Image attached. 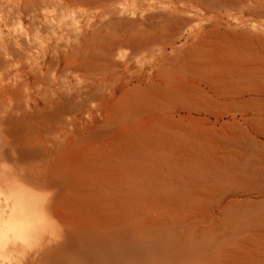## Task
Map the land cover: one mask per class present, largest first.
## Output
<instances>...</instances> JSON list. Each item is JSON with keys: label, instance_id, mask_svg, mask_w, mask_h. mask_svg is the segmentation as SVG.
I'll return each instance as SVG.
<instances>
[{"label": "rangeland", "instance_id": "374dc122", "mask_svg": "<svg viewBox=\"0 0 264 264\" xmlns=\"http://www.w3.org/2000/svg\"><path fill=\"white\" fill-rule=\"evenodd\" d=\"M31 1L40 2L0 0V38L4 45L14 41L16 32L29 27L31 14L22 4L29 6L31 4L26 3ZM44 1L33 4L41 8L46 5L47 0L43 4ZM55 1H59L58 7L49 9L47 18H52L50 10L52 15L58 12L59 19L65 20L62 21L63 31L67 28L65 22L73 28L68 27L63 33L61 25L56 29H61L62 35L55 32L56 29L54 32L51 29V34H45L50 29L40 34L43 47L50 46L51 42L64 44L59 48L57 59L31 50L40 56L41 80L28 73L27 66H21L26 60L0 57V174L6 172L12 177L14 172L16 177L13 176L23 186L41 189L47 197L59 196L61 220H70V217V221L79 226L101 224L110 232L132 238L131 248H137L134 250L136 264H264V95L251 92L250 86L254 84L251 76H246L242 85L232 82L227 87L241 96L217 105L216 111L224 109V114L221 112L216 119L211 116L208 121L187 117L177 120V116L170 117L168 103L159 95L152 91L137 92L134 84L127 85L121 79L139 71L141 66V70L154 74L169 75L175 70L177 76L193 72L191 66L182 62H179L182 68L179 63L180 67L177 64L169 66L165 60L163 65L160 57H150L147 50L141 51L137 58H128L131 48L127 42L112 48L113 53H118L112 58L117 60L118 67L110 66L107 58L91 57L99 46L98 52H101L116 37L110 21L115 23L122 17L130 21L131 15L136 19L145 14L140 12L142 9L151 12L152 8L157 11L164 7L168 12L177 10L179 14L191 16L188 27L192 28L193 36L203 40L196 48L189 40L181 46L185 39L180 37L175 44L179 45L176 52L166 40H158L154 50L164 51L171 58L185 54L203 63L216 64L220 71L233 70L238 60L249 67L253 58H264V0H246V4L242 0L243 7L241 0V7L238 0H234L237 7L233 0H122L127 9L130 7L128 13L119 12L115 0ZM59 3L64 7L60 8ZM251 4L254 7H248ZM45 11L38 9L41 15ZM102 13L107 14L102 16ZM114 16L116 20L108 19ZM96 22L100 23L96 25ZM56 37L59 40L54 41ZM108 39L110 43L106 42ZM118 61L133 64L128 63L127 72ZM12 70L15 72L11 74ZM146 82L143 79L140 85L146 87ZM74 83L77 87H73ZM64 90L67 95L74 93L76 96L72 103L60 104ZM76 90H79L77 94ZM15 96L16 99L12 98ZM7 164L10 168H5ZM39 168L45 178L47 174L51 178L50 171L44 173L46 169L54 171L51 174L52 177L56 175L55 178L43 179ZM58 174L64 176L65 183L61 179V183L50 181ZM57 190H62V194ZM130 229L134 233L127 234Z\"/></svg>", "mask_w": 264, "mask_h": 264}, {"label": "bare ground", "instance_id": "6f19581e", "mask_svg": "<svg viewBox=\"0 0 264 264\" xmlns=\"http://www.w3.org/2000/svg\"><path fill=\"white\" fill-rule=\"evenodd\" d=\"M45 1L43 2V4L45 3ZM82 1H84V0H81V2ZM86 1L90 2V0H86ZM96 1L98 2L99 0H96ZM102 1H105V0H101L99 2H102ZM106 1L110 2V0H106ZM115 1L118 4L117 10L121 13L127 12L128 9L130 8L129 7L127 9L126 5L122 3V0H115ZM243 1H245L244 4L247 3L246 0H243ZM24 2H23V4H25ZM37 2H35V4H37ZM40 2H42V0H40ZM40 2H38V3H40ZM58 2L59 1H55V0H47L45 3L46 5L45 6L43 5V7H41V8H39L37 5H34L32 3V1L30 3H26V4H31L29 6L23 7V4H22V8L26 7L25 9H26V11L29 12L28 14L29 15L31 14V17L29 16L30 19H28L29 17L27 16L28 17L27 19L30 21L29 27L23 31L16 32V34H14V41L9 42L8 45H4L3 41L0 38V57H1V55H3V56H7L9 58H14V60L20 61V62L22 60H26L27 63L25 64V62H24L21 66L22 67L27 66L30 69L28 73H31V75L36 79L42 77L41 76L42 75L41 70L38 66L40 56H38L37 54L39 52H41V53H43L44 56H46V55H49V57L54 56L57 59L59 48L64 45V44H61V42L60 43L55 42L54 44H52V42H51V44H49L50 46L43 47L44 42H43L42 37H41V35L43 33H45L46 31H48V29H50L49 30L50 32L49 31L46 32L45 33L46 35L48 33L51 34V29L53 31L56 28L61 27L62 24L65 25L62 22L65 20L64 19L60 20L61 18L59 16L58 12H56L54 15H52L51 14L52 10H50L51 15L49 14V16H52V18L51 17H50L51 19L47 18L49 9H52L54 7H58L57 6ZM140 2H142V1H140ZM183 2H184V0H183ZM241 2H242V0H241ZM60 3H59V7H60ZM157 3H159V2H156V4ZM228 3H231V2H228ZM232 3L235 4L236 2L233 0ZM237 3L241 7L239 0L237 1ZM237 3L235 4L236 7L238 5ZM156 4H154L155 7H157ZM162 4H163V2H162ZM242 4H243V2H242ZM244 4L242 5V7L244 6ZM248 4H250V3H248ZM256 4H259V2ZM261 4H263V3H261ZM62 6L60 8H62ZM114 6H115V4H114ZM114 6H112V7H114ZM162 6H164V5H162ZM184 6H185V4H184ZM245 6L247 7V5H245ZM251 6H253V4H251L250 6L248 5V7H251ZM167 7H168V5H166L165 9H167ZM182 7L183 6H180L179 9L180 8L182 9ZM263 7H264V4H263ZM149 8L150 7H148V9ZM163 8L164 7L160 8L161 10H157V11H154V8H152L153 11L149 10L151 12H148L145 9L141 8L142 10H140V12L141 13L145 12V14H142L141 16L139 15L140 17H138L137 15L140 13L137 12L138 14L136 13V16L138 18L136 17V19H133L134 15H131L130 21H127V19L125 21V19L123 17L120 19L118 17L119 20L116 21L115 23H112L110 21V25H112L111 27H113L114 28L113 30L117 32L116 37L111 41V43L108 39L106 42H109L110 44L107 43L108 45H106V47H103L104 49L101 52H98L100 50V46H99L98 50L96 51V53H94L95 51L94 52L92 51L94 54L91 55V57L94 58L96 56L95 58H97V57L107 58V61L109 62L110 66H112L113 68L118 67L117 62H116L117 60L114 61L112 59V58H116L118 55L117 56L114 55L116 52L113 53L112 48H113V46L115 47V46L120 45V44L123 45L127 42L128 45L130 46L129 48H131L130 56L128 58H137L140 55L141 51L147 50L150 53V57H155V56L157 57L158 56L161 58L160 59L161 61H159V62H163L165 60L168 63V65L170 64L169 66L177 64L176 66L180 67L178 65L179 64L181 65V63H179V62H182V64L185 66H191L193 69V72H191V73L187 72V74L185 72V75L181 73L182 75H180V76L176 75L175 70H173L175 72H173V71L169 72V75L167 72H164L167 74H163V72L158 73V74H154V72H150L149 70H141L142 69V66H141L139 71L138 70L133 71V72H131V75L124 77L125 79H121V81L126 82L127 85L134 84L133 89L137 90V92H142V91L143 92H147V91L151 92L152 91V92H154V94L156 93L157 95H159V97L163 98L168 103V108H169L168 113L170 114V117L176 118V116H177V118H176L177 120H181V119L187 117V118H191V119L196 118V120L200 119V120L208 121L209 117H211V116L215 117V119H216L221 112L224 114V109L220 112L218 110L219 109L218 108L217 109L218 111H216V106L221 104L223 100L234 101L241 96L240 94L231 92L230 90H228L227 87H229L232 82L233 83L235 82V83L241 84V85L244 84V80H246V76H248V77L251 76L250 78H252L254 80L253 81L254 84H252L250 86L251 92L254 95H264V58H253V60H251L249 67H245V65L243 64V61L238 60L237 61L238 64L234 65V69L227 72V71L218 70L216 68V64H210V63H205V62L203 63L201 60H195V58L185 56V54H184L185 57L184 56L179 57L178 55H175L173 58H171V56L170 57L167 56L166 53H164V51L162 52L161 50H158V51L154 50L155 49L154 46L158 40H166L168 42V44L172 47L173 51H175V52L177 49H179L178 48L179 45L175 46V44L178 40L181 39L180 37H184L183 39H185V40H183L184 41L183 43L181 42V46H182V44L183 45L188 44V40H189L191 42L190 44L196 48L201 43V41L203 40V38L193 36L194 33L193 34L191 33L192 28H190V26L188 27L189 20L192 19L191 16H189L191 18L188 19L189 17L185 16L184 14L177 13L176 12L177 10H175L174 12H168V11L164 10ZM38 9H43L46 11L43 12V14L41 15V14H39ZM131 9H132V7H131ZM175 9H176V7H175ZM183 9L185 11L189 12L185 8H183ZM258 9H259V7H258ZM56 10H57V8H56ZM115 11H116V9H115ZM137 11H139V9ZM179 11H183V10H179ZM107 12H109V10ZM130 12H132V11H130ZM133 12L135 13L136 11H133ZM103 14H107V13H102V16H103ZM195 14L193 13V15H195ZM115 16H117V15H115ZM115 16L108 18V19L111 20L113 18L112 21H114L117 18V17L115 18ZM121 16H122V14H121ZM132 16H133V18H132ZM61 17H62V15H61ZM128 18H130V17H128ZM103 21H105L107 23V20H103ZM65 23H66L67 28L68 27L73 28V26H69V25H71L69 22H65ZM97 23H100V22H96V25H97ZM101 23H103V22H101ZM63 25L61 28L62 31H63ZM88 26H90V25H88ZM99 26H101V25L99 24ZM90 27H93V26H90ZM65 28L66 27L64 26V29ZM42 31H43V33H42ZM59 31L57 30L55 32L62 35ZM64 31H63V33H66ZM67 31H68V29H67ZM110 31H112V30L109 28V32ZM71 32H73V31H71ZM110 34H112V33L110 32ZM53 35H56V33ZM60 35H58L59 39H61ZM58 37H56L57 39H53V40L54 41L59 40ZM99 37L97 36V39H99ZM103 38H104V36H103ZM105 38H107V37H105ZM75 39H77V38H75ZM88 39H91V37ZM95 39L96 38H94V40ZM110 40H111V38H110ZM61 41L63 42L64 40L62 39ZM88 41H90V40H88ZM95 41H97V40H95ZM77 42H79V41H77ZM90 43L93 44L92 42H90ZM66 44H69V43H65V45ZM90 46H92V45H90ZM103 46H105V43ZM194 47H192V48H194ZM88 48H90V47H88ZM115 48H117V47H115ZM187 48H189V47H187ZM192 48L190 50H192ZM31 50H33V51L39 50V51L37 54H35V53H32ZM93 50H95V49H93ZM190 50H189V52H190ZM73 52H74V50H73ZM73 52H71V53L73 54ZM182 52H184V51L182 50ZM74 54H76V53H74ZM116 54H118V53H116ZM166 56L169 58H166ZM68 58H72V55L71 56L68 55ZM81 58L83 59V57H81ZM87 58H90V54H88ZM4 59L7 63H10L8 61V58H4ZM66 60H68V59H66ZM165 61H164L163 65H165V63H166ZM82 62H83V60H82ZM118 62H119V65L121 63V66L127 68V72L129 71L128 63H131V62H121V61H118ZM88 64H90V63H88ZM105 64H107V63H105ZM131 64H133V63H131ZM163 65H161V66H163ZM6 66H7V64H6ZM154 66L157 67L158 65L156 64ZM95 67H96V65H95ZM82 68H83V66H82ZM131 68H132V66H131ZM169 68L173 69L174 67H169ZM180 68H182V65ZM246 68H247V72H246ZM1 69H3V68H1ZM79 69L80 68H78V70ZM100 69H102V68H100ZM164 69H162V70H164ZM84 70H87V69H84ZM88 70H90V69H88ZM150 70H153V67H151ZM159 70H157V71H159ZM17 71L18 72L13 71V72H11V74L14 72L18 74L20 72V69ZM47 71H48V69H47ZM100 71L101 70H99V72ZM86 73L88 74L90 72L86 71ZM171 73H174V75H176V76L170 75ZM120 75H122V74H120ZM5 76H7V75H5ZM47 79H48V77H47ZM143 79H145L147 81L146 83L148 85L146 87L141 86ZM40 80H41V78H40ZM34 82H35V80H34ZM13 83L16 84V80ZM15 84H14V87L16 86ZM39 84H41V83H39ZM53 84H54V82H53ZM60 84H61V82H60ZM123 84L124 83H122L120 85H123ZM202 84H203V87H201ZM73 85H74L73 87H75L76 83H74ZM6 86H8V85H6ZM2 87H3V85H2ZM59 87H60V85H59ZM88 90H90V89H88ZM95 90L97 91V88ZM2 91H3V89H2ZM64 91H62V93ZM77 91H79V90H76V92H75L76 94H77ZM92 91H93V89H92ZM8 93H10V92L8 91ZM15 93H16V91H15ZM238 93H239V91H238ZM1 94H0V96H1ZM72 94L74 95V93H72ZM72 94L67 95L66 91H65V93H63V96L60 99L61 100L60 104L62 102H63V104L64 103L65 104L72 103L76 97L75 95L73 96ZM80 96L82 97V94ZM12 98L16 99V96L12 97ZM78 98H80V97H78ZM242 98H245V97H242ZM239 100H241V99H239ZM251 100H249V101H251ZM259 100H261V99H259ZM1 103H2V101H1ZM4 103L5 102L3 101V104ZM45 103H46L45 107H47V102H44V104ZM4 105H2V106L4 107ZM64 107H65V105H64ZM69 107L70 106L68 105L66 109H68ZM0 108L2 109V107H0ZM227 108H229V107H227ZM232 110L234 111V109H232ZM60 111H61V109H60ZM228 111H229V109H228ZM240 111H242V110H240ZM256 111H258V109ZM181 112H183V115L180 114ZM184 113H185V115H184ZM2 114H3V111H2ZM57 114H58V112H57ZM194 114H197V117H195ZM225 114H226V112H225ZM229 114L231 115V113H229ZM60 115L61 114H59L57 116H60ZM252 119H253V117H252ZM249 120H251V119H249ZM211 121H213V120H211ZM204 124H206V123H204ZM207 124H208V122H207ZM237 147H238V145H237ZM254 149H255V151H257V147ZM245 151H246V149H245ZM3 166H4V163H3ZM7 166H8V164L5 165V168ZM34 170H36V168ZM56 170L58 171V169H56ZM49 171L52 174H54V171L47 170V169H46V172L44 171V173L47 174ZM8 172H12V171H8ZM39 172H40V168H39ZM12 173L16 177L14 172H12ZM20 173H21V171H20ZM40 173L38 175L40 177H42L41 175H43V179L50 178L49 174H47L46 178H45V176H44L45 174L41 173V175H40ZM51 173H50L51 178H55L56 175H54L52 177ZM55 173H57V172H55ZM16 174H17V172H16ZM13 175H12V177H14ZM18 175H17V177H18ZM58 175H57L56 179L59 178ZM12 177L10 176V174H7L6 172L3 174H0V264H136V258L135 257L137 255H135L136 253H134V250L137 248H134V247H136V245H134V244H133L134 249L131 248L132 243H130V241L132 238H129L130 239L129 240L128 238L124 237L125 235L124 234L122 235V233L110 232V231L106 230L104 228V226L101 224H97V223H93V224L88 223L87 224V223H85L82 225L80 224V226H79L78 224H75V221H72L73 222L72 223L70 221L71 220L70 217H69L70 220H68L66 218L64 220H61L62 215H61L60 209H59V206H61L60 205L61 200H59L60 199L59 196L57 197L54 194V195H52L53 197H51V196L47 197L45 195L46 193L43 194L41 189L27 188L26 184H25V186H26L25 187L17 179H15V177L14 178H12ZM63 177L60 176V178L57 179L56 182H55L56 179L50 180L51 179L50 178L49 180L54 181L53 183H57V182L61 183V181H63L65 183V181H64L65 179L64 180L62 179ZM20 179L22 180V177H20ZM60 179H61V181H60ZM63 182H62V184H63ZM66 182H67V180H66ZM24 183H25V181H24ZM55 185L57 186V184H55ZM58 185H60V184H58ZM62 186H64V184ZM57 188H59V186ZM68 188H71V187H67V189ZM68 190H70V189H68ZM72 190H74V189H72ZM57 191H59V190H57ZM64 191H65V189H64ZM61 192H62V190H61ZM74 192H72V193H74ZM54 196H56V197H54ZM63 200H65V199H63ZM132 207H133V205H132ZM66 211H67V209H66ZM70 213L71 212H69V214ZM131 222L134 223V221H131ZM83 223H84V221H83ZM130 230L131 231L130 232L128 231L127 234L132 232V229H130ZM132 233H134V232H132ZM135 241L132 240V242H134L136 244L137 241L136 242Z\"/></svg>", "mask_w": 264, "mask_h": 264}]
</instances>
